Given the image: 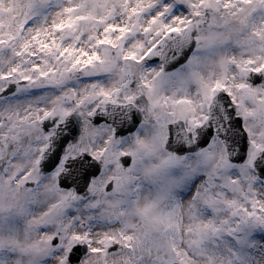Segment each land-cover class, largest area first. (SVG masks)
<instances>
[{"label": "snow or ice", "instance_id": "obj_1", "mask_svg": "<svg viewBox=\"0 0 264 264\" xmlns=\"http://www.w3.org/2000/svg\"><path fill=\"white\" fill-rule=\"evenodd\" d=\"M0 264H264V0H0Z\"/></svg>", "mask_w": 264, "mask_h": 264}]
</instances>
